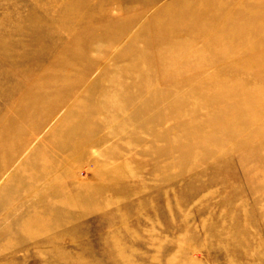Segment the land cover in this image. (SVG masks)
Instances as JSON below:
<instances>
[{"label":"rangeland","instance_id":"1","mask_svg":"<svg viewBox=\"0 0 264 264\" xmlns=\"http://www.w3.org/2000/svg\"><path fill=\"white\" fill-rule=\"evenodd\" d=\"M0 264H264V0H0Z\"/></svg>","mask_w":264,"mask_h":264},{"label":"bare ground","instance_id":"2","mask_svg":"<svg viewBox=\"0 0 264 264\" xmlns=\"http://www.w3.org/2000/svg\"><path fill=\"white\" fill-rule=\"evenodd\" d=\"M188 6V5H187Z\"/></svg>","mask_w":264,"mask_h":264}]
</instances>
